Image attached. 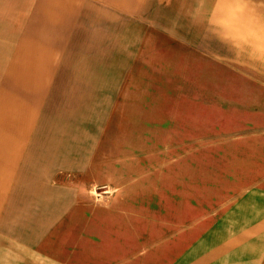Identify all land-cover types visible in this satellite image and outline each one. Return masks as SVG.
<instances>
[{"label": "crops", "instance_id": "obj_1", "mask_svg": "<svg viewBox=\"0 0 264 264\" xmlns=\"http://www.w3.org/2000/svg\"><path fill=\"white\" fill-rule=\"evenodd\" d=\"M190 3L192 16L183 14ZM205 4L0 0V264H264V97L248 98L264 91V0ZM181 38L203 46L229 38L232 67L208 74L229 75L233 96L246 97L231 106L245 113L227 142L228 163H210L214 180L198 174L197 189L173 194L162 219L158 202L145 211L142 201L128 205L122 185L102 176L120 168L95 159L106 153L104 141L95 146L87 129L103 119L94 108L119 87L109 82L111 56L131 57L129 41L142 53ZM138 57L127 75L141 71ZM213 80L211 87L220 84ZM94 184L116 185L118 193L100 204Z\"/></svg>", "mask_w": 264, "mask_h": 264}, {"label": "rangeland", "instance_id": "obj_2", "mask_svg": "<svg viewBox=\"0 0 264 264\" xmlns=\"http://www.w3.org/2000/svg\"><path fill=\"white\" fill-rule=\"evenodd\" d=\"M194 6L192 3L184 6L183 14H196ZM187 22L191 23L192 18ZM189 28L184 27L185 31ZM181 39L174 44L159 43L157 50L154 47L151 52L149 47L144 48L142 53L141 45L135 51V44L129 41L131 47L134 46L131 57L126 55L116 59L111 56L109 82L119 84V87L113 85L115 89H110L107 100L99 97L104 101V106L94 108L95 118L100 113L103 119L100 122L95 119L94 131L89 125L87 129L94 135L95 146L97 142L104 141L103 149L106 153L95 155V159L99 158L101 163L110 162L120 168L105 170L102 176L108 174L111 180L122 185L128 205H131L132 200L142 201V210L145 211L146 206L158 202L159 218L164 217L166 201L169 199L172 202L173 194H181L183 188L189 186L198 188V174L206 182L216 178V171L210 168V163H228L230 155L225 152L228 151L227 142L243 126L237 117L245 113L242 111L245 107L231 106L237 103L232 100L239 99L241 95L234 97V92L231 93L230 88L234 87L230 85L229 75L208 74L215 72L218 67H221V72L232 67L229 60V38H216L217 42H206L204 46L197 42V38ZM112 44L117 43L113 41L110 46ZM141 54V73L137 70L135 76L127 75L134 56L138 58L137 63ZM215 77H219L220 84L211 87ZM134 78L135 86L140 81L143 87H147L141 92L142 96L137 88L135 91L132 88L130 82ZM205 86L208 87L204 89ZM257 97L263 98L264 91L248 92L249 99ZM102 135L103 138L99 139ZM198 148L210 149L199 153ZM187 149L189 154L183 156ZM199 162L206 163V167L199 170ZM183 163L189 164L185 171L182 170ZM226 170L225 167L219 169L216 176L222 178L219 175L228 173ZM188 173L189 182L188 177L183 176ZM117 188L116 185L94 184L90 190L95 201L105 204L116 196Z\"/></svg>", "mask_w": 264, "mask_h": 264}]
</instances>
